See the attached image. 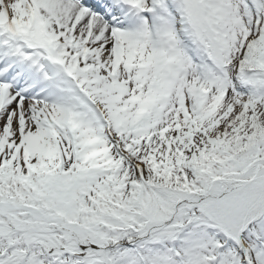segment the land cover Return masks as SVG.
Instances as JSON below:
<instances>
[{"label": "snow or ice", "instance_id": "snow-or-ice-1", "mask_svg": "<svg viewBox=\"0 0 264 264\" xmlns=\"http://www.w3.org/2000/svg\"><path fill=\"white\" fill-rule=\"evenodd\" d=\"M0 264H264V0H0Z\"/></svg>", "mask_w": 264, "mask_h": 264}]
</instances>
